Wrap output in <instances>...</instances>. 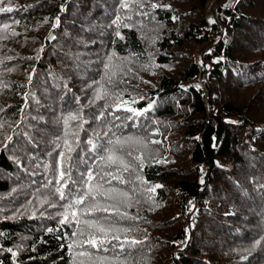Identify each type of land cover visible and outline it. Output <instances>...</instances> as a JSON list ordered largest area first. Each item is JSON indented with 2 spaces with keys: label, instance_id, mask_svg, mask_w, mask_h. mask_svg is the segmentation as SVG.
Listing matches in <instances>:
<instances>
[{
  "label": "trees",
  "instance_id": "1",
  "mask_svg": "<svg viewBox=\"0 0 264 264\" xmlns=\"http://www.w3.org/2000/svg\"><path fill=\"white\" fill-rule=\"evenodd\" d=\"M4 6L13 11L0 12V264H78L69 244L83 238L60 222L59 172L99 173L88 141L126 136L144 144L126 146L132 166L111 186L128 196L107 203L135 218L120 221L131 229L121 240L142 243L109 245L93 264H264V0ZM149 104L139 116L126 110ZM209 119L213 165L202 143ZM61 152L71 160L57 166Z\"/></svg>",
  "mask_w": 264,
  "mask_h": 264
},
{
  "label": "snow or ice",
  "instance_id": "2",
  "mask_svg": "<svg viewBox=\"0 0 264 264\" xmlns=\"http://www.w3.org/2000/svg\"><path fill=\"white\" fill-rule=\"evenodd\" d=\"M3 3L4 0H0V4ZM11 11H13V8L10 6L0 7V12ZM56 22L57 24L59 23L58 18ZM211 22L214 23V21ZM4 27L7 28L8 25H4ZM12 34L15 35L16 33L13 32ZM109 83H112L111 77H109ZM105 95L106 94L102 95L98 92L95 98L104 99ZM151 107L152 105L149 104L147 108L142 110H136L130 107L126 110L131 112L133 116H139L142 115L143 112L148 111ZM68 119L77 120L80 119V117L76 114H71ZM129 119H131V117H129ZM65 123H67V121H65ZM105 135H107V133H105ZM113 136L115 137L114 133ZM6 139L11 140V136L6 137ZM130 143L144 144V141L140 138H133L131 136L123 138L115 137L114 139L108 138L103 144L89 140L88 144L91 146L92 151L99 153V160L102 164L100 172L93 173L92 171H86L79 175L78 180L72 178L70 166L64 165L59 172L60 179L63 180L64 183L62 186L55 188V194L59 200L66 201L65 204L61 205L64 211L58 213V215L62 217L60 222L68 224L74 223L76 229L73 231L72 235L78 238H83L77 239L73 241L72 244H69L70 252L73 247L79 249L76 253V255L81 257L78 264H93L97 259L96 252L108 251L109 245H111L112 248L118 247L120 250H123L125 244H128L131 247L138 243H142V241H137L134 238L129 240L126 236L124 240H121L120 233H127L128 231H131V229L118 227L120 221L135 218L128 217L126 212H120L119 203H107V201L116 200L118 195L124 197L128 196L126 191L118 190L111 185L112 180H116L119 184H124L126 182L125 178L122 175H119V173L121 171H128L132 166L124 158L125 148ZM152 143H159V141H152ZM4 146L7 147V144ZM71 150L72 149L69 147L68 151L71 152ZM117 153L120 154L118 155ZM126 155L131 157L132 153L128 151ZM64 160H71V156L69 155L65 157L63 152L59 153L57 166H60L61 162ZM133 160L139 161V167L141 169L143 168L144 162L140 156L133 157ZM104 166L113 170L105 171ZM53 171H56L55 167ZM136 179L139 180L140 177L137 176ZM94 180L96 181V185H93L92 183ZM69 181L73 187L65 192L64 189L68 188ZM105 185H108L109 187L106 188ZM148 190L155 191V187ZM82 205L83 207H81ZM49 206L55 207L56 205L53 203ZM110 210L111 215H104L110 213ZM113 240L117 243L112 244ZM255 244H260V240L255 241ZM85 245H87V247H85ZM9 251H11V249H9ZM244 258L246 259V257ZM73 264H77L75 258Z\"/></svg>",
  "mask_w": 264,
  "mask_h": 264
},
{
  "label": "water",
  "instance_id": "3",
  "mask_svg": "<svg viewBox=\"0 0 264 264\" xmlns=\"http://www.w3.org/2000/svg\"><path fill=\"white\" fill-rule=\"evenodd\" d=\"M215 124L212 122L211 119L207 122L204 131L202 132V143L207 151V156H208V162L210 164H214V150L212 148V142H213V134L215 133Z\"/></svg>",
  "mask_w": 264,
  "mask_h": 264
},
{
  "label": "bare ground",
  "instance_id": "4",
  "mask_svg": "<svg viewBox=\"0 0 264 264\" xmlns=\"http://www.w3.org/2000/svg\"><path fill=\"white\" fill-rule=\"evenodd\" d=\"M95 66H96V65H95ZM90 67H91V66H90ZM93 68H94V67H93ZM98 74H99V73H98ZM102 74H103V73H102ZM91 76H92V75H91ZM93 78H94V75H93ZM113 113H114V112H113ZM122 114H123V113H122ZM117 116H118V114H117ZM126 116H127V115H126ZM122 117H123V115H122ZM128 117H129V116H128ZM128 117H127V118H128ZM119 124H120V123H119Z\"/></svg>",
  "mask_w": 264,
  "mask_h": 264
}]
</instances>
